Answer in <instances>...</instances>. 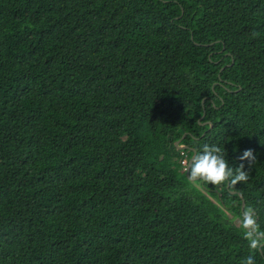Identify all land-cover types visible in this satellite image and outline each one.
Listing matches in <instances>:
<instances>
[{"label": "trees", "instance_id": "obj_1", "mask_svg": "<svg viewBox=\"0 0 264 264\" xmlns=\"http://www.w3.org/2000/svg\"><path fill=\"white\" fill-rule=\"evenodd\" d=\"M206 144L249 180H189ZM243 203L264 0H0V264H242Z\"/></svg>", "mask_w": 264, "mask_h": 264}, {"label": "clouds", "instance_id": "obj_2", "mask_svg": "<svg viewBox=\"0 0 264 264\" xmlns=\"http://www.w3.org/2000/svg\"><path fill=\"white\" fill-rule=\"evenodd\" d=\"M239 159L247 160L250 165L255 160L253 150L246 149ZM183 167L189 180L193 182L202 181L214 186L228 183L235 186L249 180V171L245 170L244 164L240 163L235 169L229 167L224 151L217 145H204L203 150L194 154L191 160L183 161ZM238 225L242 229L244 239L248 241L250 250V255L242 264H255V253L258 251L264 253V230H261L258 223L257 209L252 206L246 207L241 213Z\"/></svg>", "mask_w": 264, "mask_h": 264}, {"label": "water", "instance_id": "obj_3", "mask_svg": "<svg viewBox=\"0 0 264 264\" xmlns=\"http://www.w3.org/2000/svg\"><path fill=\"white\" fill-rule=\"evenodd\" d=\"M233 63H234V61H233ZM232 63V64H233ZM207 123H204L203 125H206ZM211 125V127H212V124H210ZM185 136L186 135H184V137L180 140V141H178V142H176V147H178L179 149H188V147L187 146H181L180 145V143L182 142V140L185 138ZM196 154V153H195ZM245 209V203H243V210Z\"/></svg>", "mask_w": 264, "mask_h": 264}]
</instances>
